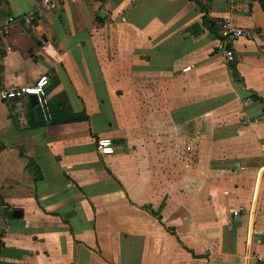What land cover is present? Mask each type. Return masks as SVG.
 I'll return each instance as SVG.
<instances>
[{"label": "crops", "instance_id": "crops-1", "mask_svg": "<svg viewBox=\"0 0 264 264\" xmlns=\"http://www.w3.org/2000/svg\"><path fill=\"white\" fill-rule=\"evenodd\" d=\"M51 1L5 3L7 17L34 15L4 23L0 90L44 74L51 107L29 127V98H0V264H256L259 1ZM223 18L244 31L235 74L214 52ZM99 137L113 153L97 151Z\"/></svg>", "mask_w": 264, "mask_h": 264}, {"label": "built area", "instance_id": "built-area-1", "mask_svg": "<svg viewBox=\"0 0 264 264\" xmlns=\"http://www.w3.org/2000/svg\"><path fill=\"white\" fill-rule=\"evenodd\" d=\"M41 5L49 8H54L55 4L51 0H41ZM34 11L23 15L21 18L9 17L10 22L22 20L25 24L30 25L33 21ZM218 38L215 44V49L218 54L221 55L225 63H231L235 59L232 43L235 39L244 35V31L241 27L234 24L231 19L223 18L219 22ZM190 66L182 68L183 71L189 69ZM46 75L38 77L33 83L28 85H19L11 88H5L0 90V98L3 100H12L17 97L15 104L17 107H22L21 99L28 98L29 94H36L38 98L37 106L41 108L47 105L48 99L46 97ZM96 149L101 154H111L114 152V147L111 138L99 137L96 140ZM236 213V212H235ZM256 264H264V255L258 257Z\"/></svg>", "mask_w": 264, "mask_h": 264}, {"label": "trees", "instance_id": "trees-1", "mask_svg": "<svg viewBox=\"0 0 264 264\" xmlns=\"http://www.w3.org/2000/svg\"><path fill=\"white\" fill-rule=\"evenodd\" d=\"M1 1V0H0ZM261 7L263 8L264 10V0H258ZM198 2V1H197ZM205 8L202 7V10H204ZM203 24L207 27L208 30H210L211 32H213V30H215V25H214V22L211 21L207 16H203ZM0 46H1V35H0ZM2 47V46H1ZM4 54V51H2V55L3 56ZM1 58V57H0ZM234 62H235V59L233 62L229 63V66L232 68V73L235 74L236 73V69H235V66H234ZM50 103L49 101L47 102V105L43 108H41L40 106H38V111L40 109H43V112H44V116L43 118H41V116L39 115V121L36 119L35 115L33 113H31V118L29 120V127H35V126H38V125H43V124H46L50 121V118L47 114V111H49V108H50ZM31 108H33L31 106ZM56 110H59V105L57 106ZM0 204L1 205H4L6 208L9 207L8 204H6L5 202H3V200L0 198Z\"/></svg>", "mask_w": 264, "mask_h": 264}, {"label": "rangeland", "instance_id": "rangeland-1", "mask_svg": "<svg viewBox=\"0 0 264 264\" xmlns=\"http://www.w3.org/2000/svg\"><path fill=\"white\" fill-rule=\"evenodd\" d=\"M5 3H6V0H1L0 1V35L2 36V35H5V24H6V22H8V20H9V17L10 16H8L7 17V11H6V9H5ZM6 21V22H5ZM5 23V24H4ZM216 31H217V28H215V30H213V32H214V34H216ZM219 36V34L217 35V37ZM214 52L215 53H217L216 52V49H215V47H214ZM2 51H3V49H2V47L0 46V57H1V55H2ZM220 61H223L224 62V60L221 58L220 59ZM225 63V62H224ZM227 64V63H226ZM229 64V63H228ZM193 127L194 126H192V124H190L189 125V129H190V131H192V129H193ZM190 143H192L191 145H194V141H193V139H191L190 140Z\"/></svg>", "mask_w": 264, "mask_h": 264}, {"label": "water", "instance_id": "water-1", "mask_svg": "<svg viewBox=\"0 0 264 264\" xmlns=\"http://www.w3.org/2000/svg\"><path fill=\"white\" fill-rule=\"evenodd\" d=\"M100 16H103V12L100 13ZM28 98H29L30 104L33 106L34 114L38 119V112H37L38 98H37V95L36 94H29ZM16 100H17V97L15 99H13V101H16Z\"/></svg>", "mask_w": 264, "mask_h": 264}]
</instances>
